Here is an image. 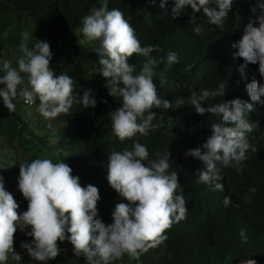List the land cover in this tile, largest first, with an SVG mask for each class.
Wrapping results in <instances>:
<instances>
[{"label":"trees","instance_id":"1","mask_svg":"<svg viewBox=\"0 0 264 264\" xmlns=\"http://www.w3.org/2000/svg\"><path fill=\"white\" fill-rule=\"evenodd\" d=\"M159 2L108 0L107 7L122 11L141 46L158 48L151 55L159 59L168 51L177 54V62L165 73L164 84L153 78L158 96L168 100L172 107L154 109L157 117L153 123L158 127L147 136L137 134L134 139L146 146L150 158L164 151L169 153L168 171L177 173V194L183 195L187 213L185 219L165 230L162 243L150 247L138 260L125 255L112 264H244L249 258L264 264V105L254 104V111L248 115L249 121L256 124L249 133V139L255 135L250 143L256 151L247 153L241 174L231 168L223 169V192L212 191L198 182L196 170L202 167L200 161L184 155L187 149L203 142L210 132L209 124L217 119L209 112L200 115L194 111L187 103L190 91L212 89L225 82L223 94L211 102L237 97L248 100L245 83L251 79L260 81L257 65L248 64L241 80L237 72L241 58L224 54L226 48L234 51L231 42L239 38L254 0H234L223 29L204 23L203 14L195 13L202 27L200 35L193 33L194 25L189 23L190 8L173 19V0H165L164 8L159 7ZM98 7V0H0V33H7L6 37L0 36V58L16 66L24 32L29 34V46L35 39L46 40L53 53L49 67L54 76L66 73L73 78L77 97L90 89L97 101L94 108L74 103L71 114L50 119L52 127L44 129L43 123L34 117V105L28 106L17 98L15 111L8 112L0 101V176L5 189L18 203V214L26 209V201L16 187L19 164L36 158L62 161L71 167V174L79 177L81 187H97V213L105 223L110 222L116 203L127 202L107 183V155L130 148L132 140L120 142L107 128L110 113L120 101L107 94L104 78L93 72L98 42L81 43V19ZM142 61L143 57L136 54L127 59V63L135 65L134 74ZM162 68L160 64L156 71ZM201 104L205 106L206 102ZM253 186L254 194L248 192ZM224 196L232 201L227 207L221 203ZM241 229L247 236L245 242L238 235ZM30 240L19 230L14 232L13 249L22 256L19 264H38L19 247L21 241ZM57 245L60 252L47 264H87L83 256L73 254L69 241L58 240ZM7 264L17 262L9 259Z\"/></svg>","mask_w":264,"mask_h":264},{"label":"clouds","instance_id":"2","mask_svg":"<svg viewBox=\"0 0 264 264\" xmlns=\"http://www.w3.org/2000/svg\"><path fill=\"white\" fill-rule=\"evenodd\" d=\"M149 2L155 4L156 0ZM98 3V8L81 19V43L98 42L93 72L104 78L107 94L120 101L110 113L112 134L120 142L132 140L130 148L107 155V183L127 202L116 203L110 222L105 223L97 213L96 203L100 199L97 187L91 184L81 187L79 177L71 174L72 169L66 163H53L48 158L21 163L16 187L26 201V209L19 214L18 203L5 189L0 176V264H7L9 259L17 264L22 261L21 253L13 249L17 230L31 237L30 241H21L19 247L38 264H47L58 255V240L69 241L73 254L83 256L87 264H112L125 255L138 260L142 253L166 239V229L186 217V201L182 194H177L180 187L177 173L168 171L169 153L164 151L150 158L146 146L134 139L137 134L147 136L158 127L153 123L157 117L154 109L172 107L168 100L158 96L153 78L157 77L163 85L167 69L177 62V54L168 51L165 57L157 59L151 53L158 48L141 46L120 9H109L108 0ZM233 3L234 0H173L171 17L174 19L190 8L189 23L194 25L193 33L200 35L202 27L195 13L203 14L204 23L223 29ZM164 6L165 0H160L159 7ZM250 13L239 38L231 42L234 51L230 48L224 51L226 56L241 58L237 66L241 80L248 64L257 65L260 81L251 79L244 85L249 99L211 102L223 94L225 82L212 89L190 91L187 98L197 114L209 112L217 117L209 124L210 132L203 142L184 153L200 161L197 180L212 191H224L223 169L231 168L241 174L247 153L256 151L250 143L255 135L249 139L256 124L249 121L248 115L254 111V104L264 105V0H254ZM0 36L6 37L7 33ZM28 40L29 34L22 33L16 66L0 58V101L7 111H15L17 98L28 106L34 105L45 119L71 114L74 103L94 108L97 101L90 89L77 97L72 77L63 72L54 76L49 67L53 53L48 42L35 39L29 46ZM132 54L143 57L135 74V65L127 63ZM160 64L163 68L157 72ZM201 102H206L205 106ZM248 192L254 194L256 188L249 187ZM221 203L227 207L232 201L224 196ZM238 235L241 242L247 240L243 229ZM244 264L256 261L249 258Z\"/></svg>","mask_w":264,"mask_h":264},{"label":"rangeland","instance_id":"3","mask_svg":"<svg viewBox=\"0 0 264 264\" xmlns=\"http://www.w3.org/2000/svg\"><path fill=\"white\" fill-rule=\"evenodd\" d=\"M34 117L35 119L39 120L41 123H43V129L44 128H48V127H52V123L50 121V119H45L43 118L42 116H40L37 112H36V109L34 110ZM109 131H112L111 130V122L108 124V127ZM6 181V180H5Z\"/></svg>","mask_w":264,"mask_h":264},{"label":"bare ground","instance_id":"4","mask_svg":"<svg viewBox=\"0 0 264 264\" xmlns=\"http://www.w3.org/2000/svg\"><path fill=\"white\" fill-rule=\"evenodd\" d=\"M25 104V103H24Z\"/></svg>","mask_w":264,"mask_h":264}]
</instances>
